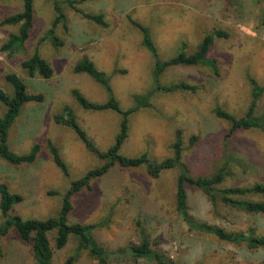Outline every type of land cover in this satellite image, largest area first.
<instances>
[{"label":"rangeland","instance_id":"1","mask_svg":"<svg viewBox=\"0 0 264 264\" xmlns=\"http://www.w3.org/2000/svg\"><path fill=\"white\" fill-rule=\"evenodd\" d=\"M60 1L67 28L58 24L54 32L63 44L55 47L46 37L55 16L53 0H33V18L24 47L10 52L1 46L11 33L19 32L22 23L5 19L23 10V0H0V89L13 94L5 75L14 73L24 81L28 93L42 94L41 101L24 103L8 129L9 150L16 155L34 152L33 159L12 164L0 158V183L22 196L11 214L23 219L56 216L71 181L104 163L85 148L73 129L54 120L65 105L99 150H106L119 130V113H90L75 101L72 88L79 89L90 101L103 103L107 99L99 83L73 70L75 62L84 55L96 60L95 66L106 73L122 109L135 105L131 95L151 88L152 58L130 19L148 28L161 60L182 51L183 44L185 53L194 52L205 33L221 30L226 34L214 36L207 53L215 59L217 74L203 65L172 66L160 74V83L184 81L198 89L156 92L149 107L129 115L128 136L120 152L129 157L146 152L159 161L172 155L179 132L183 160L192 176L211 175L224 166L226 175L219 188L264 183V125L228 135L231 123L215 114V108L220 107L236 117L243 116L252 99L249 79L264 84V0H83L77 5L85 13L102 14L105 27ZM35 48L53 68L51 77L30 76L22 67V61ZM4 112L0 102V115ZM263 113L264 93L254 108L255 115ZM48 141L58 148L68 174L55 164ZM177 175V168L153 177L144 165L111 166L72 196L68 221L99 223L93 230L94 237L110 250L138 244L145 236L152 249L175 264H263L264 247L250 248L189 229L176 210ZM185 189L188 211L196 221L226 231L264 233V213L228 206L220 199L212 202L196 187L186 185ZM243 197L264 201V194ZM3 219L0 213V224ZM47 235L53 264H95L87 250H77L74 235L62 248L55 246V231ZM0 244V264H36L31 242L22 241L14 228ZM109 264L155 262L127 257Z\"/></svg>","mask_w":264,"mask_h":264},{"label":"trees","instance_id":"2","mask_svg":"<svg viewBox=\"0 0 264 264\" xmlns=\"http://www.w3.org/2000/svg\"><path fill=\"white\" fill-rule=\"evenodd\" d=\"M83 0H64V3L75 11L79 12L82 17L89 19L99 25L107 26L103 15L100 13H85L81 11L77 5ZM62 2L53 0V8L55 11L54 19L46 37H49L55 47L61 46L63 41L55 34L54 29L61 24L64 29L67 28L66 17L62 10ZM33 18V0H23V10L15 16L5 19V22H21L19 32L11 33L7 40L2 44L1 49L10 52L22 50L24 41L29 35L31 22ZM264 21V19H263ZM130 22L138 28L141 34V43L150 53L152 58V77L153 83L144 93H136L132 95L135 105L131 108L122 109L119 102L113 95L109 79L105 72L99 70L92 60L87 56H83L79 61L75 62L73 70L76 73H86L93 80L103 86L107 93V99L103 103H96L88 100L77 88H72L71 93L74 95L77 103L90 110L112 109L120 114L119 130L115 135L113 143L106 150H99L94 142L88 137L84 129L76 121L72 110L65 105L62 112L54 115L57 123L63 124L73 129L84 146L97 158L104 160L100 166L87 169L86 172L78 179L71 181L69 188L62 197V203L56 216L46 219L29 218L23 219L18 214H11L10 211L14 204L22 200V196L18 193H12L8 190L4 183H0V213L3 216V222L0 224V240L5 236L9 229L14 228L20 239L24 242H31L33 258L36 264H53L52 249L49 244L48 233L55 231V246L62 248L68 241L70 235H74L78 239L77 250L85 249L89 255L94 258L95 264H109L113 260L120 258H147L153 260L155 264H175L163 254L152 249L148 239L142 236L138 244L120 247L117 249H107L100 245L93 234V230L98 227L99 223H70L68 215L72 210V196L87 186L88 183L96 177L105 174L111 166L121 168H136L144 165L147 173L153 177L160 175L162 171L177 168L178 175L176 181V210L181 218L189 227V229L199 230L210 233L219 239L233 243H244L247 247H264V233L255 234L252 230L247 231H226L220 227H216L207 223L196 221L188 211L187 193L185 186H192L200 189L212 202L220 199L225 205L236 207L247 212L264 213V201L245 199L243 196L248 194H264V183H253L250 186L234 185L230 187L219 188L226 175V168L221 166L213 174L207 176H192L189 173L187 165L183 160L182 140L179 132L172 144L173 153L169 157L161 160L151 159L146 152L136 157H129L120 152V148L128 136L129 115L139 108L149 107L150 99L156 92H171L176 90L196 91L198 86L184 81L172 84H163L159 81L162 72L172 66L177 65H203L210 69L213 73H218L215 59L207 57L209 48L213 42L214 36H222L226 33L221 30H213L205 33L202 40L198 44L196 50L190 54L185 53L183 44L182 51L175 56L161 60L158 56L157 49L151 39L149 30L146 26L130 19ZM22 67L30 76L38 74L44 78L51 77L53 68L42 58L37 48L33 54L22 61ZM6 80L13 87V94L8 95L0 89V102L5 106V112L0 115V158L7 160L12 164L28 162L33 159L34 152L27 155H16L9 150L8 145V129L18 116L22 105L30 100L41 101L42 94L28 93L26 84L16 74L9 73L5 75ZM251 84L252 99L246 113L243 116L236 117L223 108H215V114L218 117L228 120L231 123L229 134L238 129L261 128L264 125V113L260 115L254 114V108L258 98L264 93V84H258L254 79H249ZM48 148L52 154V158L59 169L68 174L66 162L62 159L58 148L50 141L47 142ZM50 193L57 194L55 191ZM2 249L0 244V259ZM264 264V262H263Z\"/></svg>","mask_w":264,"mask_h":264},{"label":"crops","instance_id":"3","mask_svg":"<svg viewBox=\"0 0 264 264\" xmlns=\"http://www.w3.org/2000/svg\"><path fill=\"white\" fill-rule=\"evenodd\" d=\"M156 47V46H155ZM90 60H92L93 61V63L96 61H94L92 58H89ZM102 71V70H101ZM104 72V71H103ZM106 74V73H105ZM95 81V80H94ZM96 82V81H95ZM96 83H98V82H96ZM101 87H99V89L102 91V93L104 94V93H106V91H105V89L103 88V86L101 85V84H99ZM80 91V90H79ZM68 92H69V86H68ZM81 92V91H80ZM72 94V93H71ZM107 94V93H106ZM72 96L74 97V95L72 94ZM132 96V95H131ZM90 98V97H89ZM103 98V97H102ZM74 99H75V97H74ZM90 99H93V98H90ZM75 101H76V99H75ZM92 102H96V100H94L93 99V101ZM97 103V102H96ZM79 105V104H78ZM23 106H24V104L22 105V107H21V109L23 108ZM80 106V105H79ZM81 107V106H80ZM81 108H83V107H81ZM21 109H20V111H21ZM83 109H85V108H83ZM85 110H90V109H85ZM104 110H112V109H104ZM91 111H96V110H90L89 112L91 113ZM98 111H102V110H98ZM112 111H115V110H112ZM116 112V111H115ZM118 113V112H117ZM19 114H20V112H19ZM18 114V115H19ZM85 131V130H84ZM86 132V131H85ZM87 134V133H86ZM80 140V139H79ZM81 141V140H80ZM82 142V141H81ZM86 148V147H85ZM87 149V148H86ZM88 150V149H87ZM90 152V151H89ZM64 160V159H63ZM90 169V168H89Z\"/></svg>","mask_w":264,"mask_h":264}]
</instances>
